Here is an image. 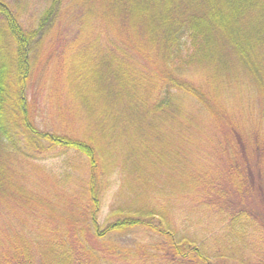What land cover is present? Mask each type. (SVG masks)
Segmentation results:
<instances>
[{
  "label": "trees",
  "instance_id": "obj_1",
  "mask_svg": "<svg viewBox=\"0 0 264 264\" xmlns=\"http://www.w3.org/2000/svg\"><path fill=\"white\" fill-rule=\"evenodd\" d=\"M45 1L37 27L29 29L0 0V213L11 220L8 237L16 261L2 253L0 264H264L262 148L256 142L250 156L239 129L232 137L243 147L244 165L235 156L226 175L213 178L199 171L194 182L179 178L180 187L152 177L145 191L133 187V176L121 173L110 214L100 217L106 186L110 190L107 184L116 178L117 148L118 153L130 149L144 127L158 129L163 120L177 128L192 123L184 100L211 108L214 96L184 82V75L207 69L217 86L228 88L227 97L264 96V0ZM70 10L74 18L68 29L89 36L84 44L90 52L106 42L94 68L77 66L75 60L73 83L64 89L85 107L82 138L42 129L29 101L38 46L49 36L48 27ZM144 45L164 62L163 71L152 75L145 66H126L128 51ZM163 74L164 87L152 99L151 79ZM171 87L182 93L180 99L169 93ZM60 102H47L52 114L63 120L68 113L75 122L74 104L66 109ZM185 142L184 147L191 140ZM222 147V159L225 151L236 154L230 143ZM68 156L90 173L66 169ZM48 159L50 173L18 171L19 164L24 170L47 167ZM196 181L202 189L193 192L188 188ZM150 187L155 194L147 193ZM138 195L157 202L142 203ZM163 211L174 220L164 219ZM145 239L152 242L144 245Z\"/></svg>",
  "mask_w": 264,
  "mask_h": 264
},
{
  "label": "rangeland",
  "instance_id": "obj_2",
  "mask_svg": "<svg viewBox=\"0 0 264 264\" xmlns=\"http://www.w3.org/2000/svg\"><path fill=\"white\" fill-rule=\"evenodd\" d=\"M4 3L8 5L10 13L13 11L20 16L21 21L29 29H34L37 27V15L42 10L46 1L5 0ZM64 8L66 7L64 6ZM61 11H63L64 14L67 12L66 9H62ZM73 18L74 13L70 10L66 19L61 17L60 22L53 26L52 29L50 26L48 27L51 30L49 36L47 39L44 38L41 41L37 50L38 54L36 53L35 55L37 57L33 59L35 68L31 75L33 82L29 91V101L37 115L38 125L42 129L52 131L58 129V131L66 135L82 138L87 117L85 107H82V103L78 98H71L70 92L67 93L64 89L67 85H72L73 83L69 78L74 74L75 60L77 66L80 64L82 67L84 66V68L85 66L94 68L95 59H98L97 56L100 53L99 50H102L106 42H102L103 46L99 49H92L90 52V45L84 44L88 42L89 36L85 34L82 35L74 28H71V32L69 31L68 25ZM39 39L40 37L38 40ZM130 39L133 43H142L135 37ZM124 40H126V38ZM154 58H157L156 53L144 45V47H140L138 51H134L133 53L128 51L125 63L126 66L132 65L136 69H141V66H145L150 74L154 75L152 73L153 71L156 69L162 70L164 67L163 61ZM163 73H165V71ZM211 75L212 72L210 70L203 68H201L199 73L191 71L184 75V82L203 89L207 93L206 95L214 96L213 101L210 103L211 108L209 109L200 106L198 101L184 100V105L188 109V111H185L191 115L193 119L192 123L188 122L184 126L177 128L173 122L163 120L158 129L147 126L144 127L145 131L131 143L132 146L130 149L121 151L120 153H118V148L115 150L116 178L114 177L110 183L108 182L107 185H111L110 190L107 191L106 186V196L101 204L100 217L102 220H105L110 214L113 194L115 191L116 193L119 191L121 173H124L125 177L133 176L135 181L133 187L145 191L147 188L146 185L152 184L149 180L152 177L157 178L156 181L161 179L170 186H179V178L185 179V181L193 180L194 182L199 171L201 173H210V176L213 178L219 173H225L226 175L230 163H235V161H233L235 156H237L236 160L240 165L247 163L242 145L237 141L236 137H232L233 130H240L242 144L250 156L256 151V142H258V145H261V158L264 163L263 94L249 97L245 95L242 99L227 97L229 93L228 88L224 84L222 86H217L218 83L212 81ZM163 78L164 74L151 79L153 84L148 92V96L152 99L157 89L161 92L164 87ZM225 81L227 80L225 79ZM50 85L53 86L51 89ZM47 86H49V90L45 88ZM70 90L71 89H69V91ZM169 93L172 94L173 97L179 99L181 98L180 94H182L174 87L169 89ZM84 94L86 93L84 92ZM237 94L238 92L236 96ZM35 98L37 100V106L35 104L33 105ZM51 100L55 101V103L61 101L60 105L66 107V109L74 104L77 115L76 121H71L68 117V113L65 114L63 120L56 118L47 105V102ZM79 109H82L80 110V115H78ZM141 116L144 118L146 115L142 114ZM185 139L187 141L191 140V143L184 147L186 143ZM228 143L235 147L236 154L225 151L227 158L222 159L220 156L226 157L225 154H222L220 151L224 150L222 144ZM66 158H68L71 163L75 162V159L70 156ZM97 159L102 165L98 156ZM183 163L185 167H183ZM47 164L46 166L48 168L43 165H38L36 167L26 165L24 167L25 170L22 168V164H19L18 171L19 173H50L49 165L53 167L52 163H50V159H48ZM85 170H87V173H90V169L86 167L78 169V172L86 173ZM55 172L61 173V171L59 172L57 169ZM115 179L116 186H113V181ZM31 181V189L36 190L38 185L36 179H32ZM193 182L188 189L192 187L193 192L198 190L201 191V183L196 181L193 185ZM52 186L55 187V184ZM73 187L72 185L71 190H73ZM102 187H104V185H102ZM138 196L139 199H141L142 196ZM192 197H196V195H192ZM141 201L145 204L149 203V201L157 202L153 197H150V200H148L144 196ZM151 203L154 205L153 202ZM168 204H170V201L166 203V205ZM156 205L157 204L154 206ZM162 217L164 219L174 220V218L165 211H163ZM17 218L16 223L20 224V219L19 217ZM10 224L11 220L8 218L7 213H4V216L0 213V255L4 253L12 257L10 259L14 260L11 251H14L15 246L12 247L13 242L8 237L9 229L11 228ZM41 231H47L46 227L41 228ZM141 237H143V235ZM127 238L131 239L133 237L129 236ZM151 242L152 241L149 239H145L144 245L145 243ZM128 243L129 242L126 244ZM134 243H136L135 240H133V244ZM160 245H163L162 241H160ZM15 262L14 260V263ZM1 264L6 263L3 262Z\"/></svg>",
  "mask_w": 264,
  "mask_h": 264
},
{
  "label": "bare ground",
  "instance_id": "obj_3",
  "mask_svg": "<svg viewBox=\"0 0 264 264\" xmlns=\"http://www.w3.org/2000/svg\"><path fill=\"white\" fill-rule=\"evenodd\" d=\"M65 160H64V162L66 163L65 164V168L66 169H72L71 171H74L75 173H77L78 172V168L73 164V163H71L69 160H68V158H64ZM147 193L148 194H155L156 193V189H155V187H150V188H148L147 189Z\"/></svg>",
  "mask_w": 264,
  "mask_h": 264
}]
</instances>
